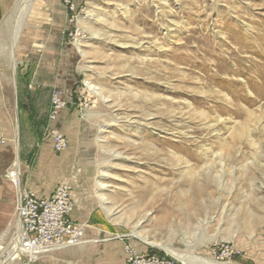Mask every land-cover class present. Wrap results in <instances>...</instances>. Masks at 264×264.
<instances>
[{
  "label": "rangeland",
  "instance_id": "rangeland-1",
  "mask_svg": "<svg viewBox=\"0 0 264 264\" xmlns=\"http://www.w3.org/2000/svg\"><path fill=\"white\" fill-rule=\"evenodd\" d=\"M17 1L0 19V51L8 54L0 71L12 92ZM44 6L40 0L30 11L18 45L33 21L52 13ZM77 6L76 25H57L56 89H28L23 102L14 97L8 131L0 126V238L8 231L0 259L18 220V189L6 175L19 129L21 187L47 196L69 183L73 217L86 225L83 240H100L89 246L101 255L114 249L101 264H124L128 243L176 264H203L202 257L264 264V0ZM54 90L66 102L53 124L68 139L62 152L45 134ZM217 245L234 253L218 260L211 254ZM167 248L189 257L182 262ZM25 261L21 255L13 264Z\"/></svg>",
  "mask_w": 264,
  "mask_h": 264
},
{
  "label": "built area",
  "instance_id": "built-area-1",
  "mask_svg": "<svg viewBox=\"0 0 264 264\" xmlns=\"http://www.w3.org/2000/svg\"><path fill=\"white\" fill-rule=\"evenodd\" d=\"M68 12L67 21L70 25H76L79 17L78 0H61ZM72 34V33H71ZM66 105L60 90H54L51 94L48 111V122L45 134L50 138L53 150L64 151L68 146V139L64 133L53 127L61 110ZM6 138L0 129V144L5 143ZM15 175L11 174L10 180L18 187ZM75 208L72 186L69 183H60L50 195H39L33 189L21 187L16 205V215L21 222L23 246L26 251H39L60 246H72L78 244L85 235L86 225L76 222L72 217ZM126 264H176L175 260L168 256H161L151 251H138L130 243L124 249ZM234 249L217 245L211 254L218 260H223L232 255ZM25 257L23 264H31L35 261L31 256Z\"/></svg>",
  "mask_w": 264,
  "mask_h": 264
},
{
  "label": "crops",
  "instance_id": "crops-1",
  "mask_svg": "<svg viewBox=\"0 0 264 264\" xmlns=\"http://www.w3.org/2000/svg\"><path fill=\"white\" fill-rule=\"evenodd\" d=\"M10 1L0 0V19L6 15ZM43 3L46 10L51 7L50 5L53 6L52 13H48L47 19L42 23L40 20L33 21L29 25L28 31L25 34L23 33L24 36L19 45L17 44L15 68H18V81L14 82V92L10 89L6 72L0 71V126L4 129H7L8 126L7 112L12 109L14 97L15 100L18 97V101L23 102L30 92L28 89H34L31 91L33 93L38 89H56V30L57 25L59 26L58 29L64 27L69 14L61 0H43ZM6 49L3 52L0 51L1 59L7 58ZM9 59L11 60V55ZM49 107L48 105V110ZM7 140L9 139L7 138ZM16 149L17 152L18 147ZM74 220L77 219L74 218ZM99 241L97 239L82 240L80 244L74 246L46 250L35 259V261H38L42 258L41 263L35 264H73L74 262H79V264H101L111 261L113 257L110 251L114 250L113 247L101 255L99 250L89 246V244ZM144 241L149 244L146 240ZM125 259L124 253V264H126Z\"/></svg>",
  "mask_w": 264,
  "mask_h": 264
},
{
  "label": "bare ground",
  "instance_id": "bare-ground-1",
  "mask_svg": "<svg viewBox=\"0 0 264 264\" xmlns=\"http://www.w3.org/2000/svg\"><path fill=\"white\" fill-rule=\"evenodd\" d=\"M39 1L40 0H18L17 1V2H21V4L19 5L18 8L14 9L15 10V16H13V15L11 16L12 17L11 19H13L11 21L12 28H13L12 32L14 33V35H13V43H12L11 47H12V52L14 54H15V47H16V45L18 43V39L20 38V35H21V30L24 27V25L27 24V22H28L27 17L30 15V11L34 7H36L38 5ZM15 65L16 64L14 63V67H15ZM86 84H87V87L89 88V91H91L93 94H95V95H99L100 94V92H101V91H99L100 89L95 84H93L91 81H88ZM18 131H19V129L17 130V138L15 140L16 144H17L16 147H18V151L16 152V157L14 159L13 167L9 171L8 176L7 175L6 176L8 178H11V174H12V175H15V177H16L15 179L19 178L21 180V178H22V170H21V160H20V153H19V139H18L19 132ZM100 181H97L98 188L103 187V184H104L103 182H100ZM17 185H18L17 189H18V195H19L20 191H21V186H20L19 181H18ZM101 199H102L103 203L104 202L106 203V198L103 195L101 196ZM7 234H8V231L5 234H3V236L0 238V243L2 242V239L5 236H7ZM134 234L137 235L138 237L143 238V236L141 234H139V233L138 234L134 233ZM143 240H147V238L143 239ZM81 241L79 242V244L81 243ZM147 242L150 245H153V244L157 245L154 242L149 241V240H147ZM72 246H74V245H72ZM60 247H65V246H60ZM60 247H55V248H60ZM1 248H2V246L0 245V249ZM55 248L41 249L39 251H26V248L23 246V237H22V232H21V222H20V220H17L16 232L14 234V240H13V246L0 259V264H12L22 254L29 255L33 259H36L42 252H46V250H52V249H55ZM3 250H4V248H3ZM167 251L170 254H172L175 258H177L179 260H182V262H186V260L188 259L187 257H189V255H187V254H183L181 252L175 251V250L170 249V248H167ZM3 252H5V251H3ZM201 260L204 261V262H202L203 264H227V263L218 262V261L212 260L210 258H205V257H202Z\"/></svg>",
  "mask_w": 264,
  "mask_h": 264
},
{
  "label": "water",
  "instance_id": "water-1",
  "mask_svg": "<svg viewBox=\"0 0 264 264\" xmlns=\"http://www.w3.org/2000/svg\"><path fill=\"white\" fill-rule=\"evenodd\" d=\"M14 69H15V67H14Z\"/></svg>",
  "mask_w": 264,
  "mask_h": 264
}]
</instances>
